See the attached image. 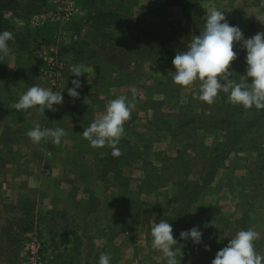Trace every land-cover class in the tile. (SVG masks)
<instances>
[{
  "label": "rangeland",
  "instance_id": "obj_1",
  "mask_svg": "<svg viewBox=\"0 0 264 264\" xmlns=\"http://www.w3.org/2000/svg\"><path fill=\"white\" fill-rule=\"evenodd\" d=\"M193 1L86 0L81 5L85 21L78 17L68 23L48 19L44 25L33 18L54 10L52 0L30 17L7 15L25 38L10 45V56L0 59V229L8 221L16 225L15 216L21 215L22 206L39 219V228L23 237L14 264L31 263L25 249L34 243L42 247L44 264H49L53 246L46 239L45 224L54 220L59 226L61 222L55 219V212L44 216L43 208L51 204L53 208L64 206L66 217L77 212V196L82 194L81 201L91 200L90 188L79 179L89 178L86 181L94 187L91 197L103 191L109 198L108 209L114 212L113 231H128L129 237L135 235L138 239L139 221L151 222L155 214L162 217L167 208L172 214L178 207L180 189L175 184L198 180L215 149L228 136L241 133L249 121L254 122L218 172L219 183L224 184H215L206 193L221 204L216 207L220 215L219 245L224 248L238 231L252 229L259 233L256 250L264 255V120L256 121V113L250 108L230 103L229 93L223 90L209 105L198 99L199 81L188 88L174 84L170 75L175 71L174 56L139 62V56L131 59L128 49L121 47L127 41L128 46L138 48L141 34L189 43L205 24L198 22L196 11L191 10ZM255 2L259 4L257 9L241 11L238 16L245 38L264 32V0H249L252 6ZM185 9L187 13L182 17ZM99 10L106 16L103 22L112 27L86 22L92 12ZM234 51L239 59L230 70L237 83H243L246 51L239 45ZM81 63L89 71L79 77V97L72 98L67 89L77 77L70 69ZM33 85L64 91L63 104L45 114L34 109L29 110L31 115L16 111L14 104ZM119 96H125L134 107L117 145L121 154L113 156L107 145L92 148L82 133ZM36 126L63 128L66 134L59 145L51 138L36 144L27 136ZM60 184L67 188L51 200L48 195ZM157 196L162 199H157L153 211L152 202ZM95 204L92 201L91 209ZM192 219L173 227L177 231L187 229ZM212 253L202 250L203 257L197 253L192 261L206 257L212 260Z\"/></svg>",
  "mask_w": 264,
  "mask_h": 264
},
{
  "label": "clouds",
  "instance_id": "obj_2",
  "mask_svg": "<svg viewBox=\"0 0 264 264\" xmlns=\"http://www.w3.org/2000/svg\"><path fill=\"white\" fill-rule=\"evenodd\" d=\"M14 36L10 31L0 32V59L10 56L9 41ZM234 45H239L246 51L247 65L245 82L237 83L230 80L231 65L237 59L238 53ZM172 64L175 71L170 72L173 83L188 88L196 81L200 82L198 99L209 105L213 104L221 90L229 93V101L233 105L243 106L245 109L255 107L264 108V32L245 38L238 25L227 21L224 12L213 8L206 13V21L199 35H194L187 44L186 50L178 52ZM72 76L77 77L71 81L72 87L67 94L78 98V89L82 87L79 77L88 74L89 69L84 64L73 65L70 69ZM251 81L250 83L248 81ZM64 91L54 92L49 88L33 85L20 96L14 104V109L31 115L30 109L55 112L56 105L64 102ZM131 105L125 96H119L110 101L106 111L89 126L84 128L83 138L88 140L92 148H104L106 145L112 149L113 156L121 154L117 145L124 135V124L130 119ZM63 128H44L36 126L27 132L33 143L39 144L42 139L51 138L55 145L61 143L65 136ZM215 221L204 226H214ZM151 246L159 251L166 264H182V257L178 256L175 245L177 239L173 235L172 225L165 219L160 220L151 228ZM180 240L191 241L194 246L203 243V232L199 226L179 233ZM259 233L255 230H240L229 240L226 247L216 253L212 264H264V255L256 250L255 242ZM207 250V246H205ZM111 257L102 253L99 264H110Z\"/></svg>",
  "mask_w": 264,
  "mask_h": 264
},
{
  "label": "crops",
  "instance_id": "obj_3",
  "mask_svg": "<svg viewBox=\"0 0 264 264\" xmlns=\"http://www.w3.org/2000/svg\"><path fill=\"white\" fill-rule=\"evenodd\" d=\"M82 4L83 3L79 4V6L81 7ZM257 5H259L257 2H255L253 6L250 5L249 0H194L192 2L191 10L196 11V15H198L199 18L198 22L202 23L206 21V13L208 11L213 8L219 9L224 12L227 21L230 24L238 25L241 28L240 18L238 17L241 15V11L244 12L247 10L249 11V9H257ZM260 5H263L262 2ZM81 9L83 8L81 7ZM186 13L187 10L185 9L184 12H181V16H185ZM242 15L244 14L242 13ZM110 26L112 27L113 24ZM235 46L236 45H234V47ZM238 59L239 58L237 57L234 63H237ZM74 175L76 176V174ZM217 176L213 184L203 193L188 212L189 220L187 223L192 217L193 219L192 225L187 229H190L193 226H199L203 232V243L198 246H194L191 241L180 240L179 233L183 230L177 231L178 228L174 229L173 224L176 226L178 224L173 221L174 217L169 208L165 210L162 217H160L159 214H155L156 217L151 222L139 221L138 239L135 238V235L133 238L129 237L128 231L122 232L121 230L118 233H115L112 229V219L114 218L112 216L114 212L113 210L108 209L110 203L109 200L107 202V199L109 198L105 197L106 195L103 191L101 193L97 192L91 197L94 187L93 185H89V182L86 181H89V178H86L85 180L79 179L81 183L82 181L86 183L85 188H90L89 194L91 195V200L87 198V201H84V199L81 201L79 198H83L82 194L77 196L78 199L76 205L77 207L79 206L77 212L75 210L72 212V215L66 217L63 211L65 208L64 206L53 208L54 204H51L50 206H47L46 209L42 207L43 210H45L43 212L44 216L48 215L49 212H55V219H58L61 222V225L59 226L58 222H54V220H51L49 224H45L47 231L45 232L46 239L53 246V254L49 260V264H99V257L102 253H107L111 257L110 264H166V258H164L159 251L152 248L150 234L151 228L155 223H158L163 219L167 220L173 227L174 238L178 241L175 247L178 256L182 257V264H212L213 259L208 260L206 257V259L203 260L197 259L196 261H192V257L199 253L200 258H202V250L205 252L207 250L213 251L211 256H216V253L223 248L216 241L219 234L217 229L219 227L217 224L219 223L218 218L220 217L218 214V208L216 207L221 204H218L217 200L212 201L215 197L209 196L206 193L208 190H211L213 186H216L215 184L219 183ZM74 178L75 177H73V184L76 183ZM97 183H100V180H98ZM219 184H224V182L222 181ZM61 185L62 184H60V186H55L56 188L52 190V194L50 193V195H48L51 197V200L53 197L60 194V191H62L64 187ZM38 191V195L41 196L42 194H40V190ZM63 194L64 192L61 195ZM61 198L62 196L59 197V199ZM157 199L161 200L162 197L157 196V198H154V202H152L153 211L157 207V204H155ZM166 200L168 199L166 198ZM92 201L93 203H96L93 206V209H91L90 205ZM46 204L47 201L44 202L45 206ZM107 209L109 211L106 215ZM152 213L154 214L156 212ZM120 215L121 213L117 216L121 217ZM114 216H116V214ZM212 221H215L214 226H204L206 223ZM5 225L6 223L0 229V233ZM130 234L132 235L133 233ZM211 239L214 240L213 243H209L211 242ZM205 246H207V250L205 249ZM8 261L9 259L6 256L0 257V264H10Z\"/></svg>",
  "mask_w": 264,
  "mask_h": 264
},
{
  "label": "trees",
  "instance_id": "obj_4",
  "mask_svg": "<svg viewBox=\"0 0 264 264\" xmlns=\"http://www.w3.org/2000/svg\"><path fill=\"white\" fill-rule=\"evenodd\" d=\"M48 0H0V32L10 31L14 39L10 40L9 46L21 42L25 37L22 33L18 32L14 25L11 23L10 19L7 17L8 14H17L18 16L30 17L37 13L41 9L47 6ZM20 10V14L18 11ZM105 17L102 11L92 12L86 22L95 23L97 26L103 24V27H111V23L103 22ZM107 20V19H106ZM132 42V40L130 41ZM137 42H135L136 44ZM129 42H125L121 47L127 48L130 53V58L138 57L139 62L143 59H148L151 57L168 58L175 56L178 52L186 50L188 43H183L181 41H176L171 38L157 36L154 38L147 37L146 35H139V46L134 48L133 46H128ZM113 47V45H112ZM136 51L134 53L133 51ZM133 63V62H132ZM231 71V70H230ZM229 77L230 80H235L237 82V77L234 72ZM27 76V71H23ZM255 115V120H264V108L257 109L255 107L250 108ZM254 121H249L245 123L244 128L241 133L232 134L225 143H222L215 149L213 157L210 162L205 166L202 174L196 181L186 180L184 182L177 183L180 189H178V195L176 203L178 204L177 209L172 212L174 217L173 221L178 225L189 220L188 212L192 206L199 200L202 194L213 184L219 170L223 167L224 163L228 160L232 151L238 146V142L242 135L247 131V129L252 125ZM20 214L17 218L16 225L12 222H7L0 233V257L6 256L10 264H14L13 261L16 260L20 252V244L23 237L27 234L34 232L35 228L38 226V217L30 209H25L24 206L21 207ZM172 221V222H173Z\"/></svg>",
  "mask_w": 264,
  "mask_h": 264
},
{
  "label": "built area",
  "instance_id": "obj_5",
  "mask_svg": "<svg viewBox=\"0 0 264 264\" xmlns=\"http://www.w3.org/2000/svg\"><path fill=\"white\" fill-rule=\"evenodd\" d=\"M54 2V10L47 11L41 15L34 17L33 20H38L41 25L45 24L46 20L50 19L56 23H68L71 22L73 18H83L84 10L79 6L80 3L86 0H52ZM41 246L39 244H28L26 245V255L30 259V264H44L43 256L40 254Z\"/></svg>",
  "mask_w": 264,
  "mask_h": 264
}]
</instances>
